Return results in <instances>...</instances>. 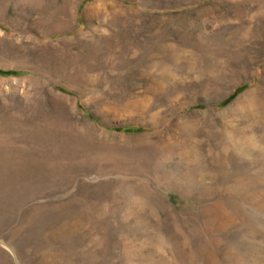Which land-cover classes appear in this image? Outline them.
Masks as SVG:
<instances>
[{
    "label": "rangeland",
    "instance_id": "1",
    "mask_svg": "<svg viewBox=\"0 0 264 264\" xmlns=\"http://www.w3.org/2000/svg\"><path fill=\"white\" fill-rule=\"evenodd\" d=\"M0 264H264V0H0Z\"/></svg>",
    "mask_w": 264,
    "mask_h": 264
}]
</instances>
